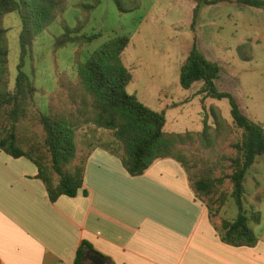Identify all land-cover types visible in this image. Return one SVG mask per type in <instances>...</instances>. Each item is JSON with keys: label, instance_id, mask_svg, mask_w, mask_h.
<instances>
[{"label": "trees", "instance_id": "obj_1", "mask_svg": "<svg viewBox=\"0 0 264 264\" xmlns=\"http://www.w3.org/2000/svg\"><path fill=\"white\" fill-rule=\"evenodd\" d=\"M121 13L137 11L140 0H114ZM192 29L196 31L202 5L214 0H193ZM252 8H264V0H239ZM101 0L80 3L85 14L75 27L62 23L64 33L56 39L55 49L68 45L80 47L99 38L83 30ZM69 9V0H0V150L14 159L26 158L38 169V178L46 187L51 202L66 196L76 197L84 187L90 152L78 154V132L90 128L89 137L99 148L120 159L131 176H140L155 162L173 159L187 173L197 197L213 215H218L229 201H234L237 218L224 221L222 240L235 247H255L258 236L250 226L260 225L262 215L255 208L246 210L248 173L264 160V128L252 121L229 92L217 88L221 67L209 61L193 46L180 71V84L190 90L202 82L203 98L228 100L233 124L212 106L199 132L170 133L166 116L143 104L127 89L134 76L123 61L131 40L120 36L106 41L86 61H78L75 80H60L61 90L50 96L46 112L35 113L38 88L27 73L26 62L37 39ZM17 13L22 24L20 64L14 84L9 70L7 15ZM240 46L243 60H250ZM203 99V100H204ZM212 118V121L210 122ZM229 143L233 153L224 152ZM77 264L82 263V252Z\"/></svg>", "mask_w": 264, "mask_h": 264}, {"label": "crops", "instance_id": "obj_2", "mask_svg": "<svg viewBox=\"0 0 264 264\" xmlns=\"http://www.w3.org/2000/svg\"><path fill=\"white\" fill-rule=\"evenodd\" d=\"M90 151L83 189L51 202L37 167L0 150V264H77L81 252L83 264H264V236L255 247L225 243L223 222L236 215H213L175 160L131 176L91 141L78 147Z\"/></svg>", "mask_w": 264, "mask_h": 264}, {"label": "rangeland", "instance_id": "obj_3", "mask_svg": "<svg viewBox=\"0 0 264 264\" xmlns=\"http://www.w3.org/2000/svg\"><path fill=\"white\" fill-rule=\"evenodd\" d=\"M90 1L69 0L68 11L37 39L27 59L24 72L34 79L38 88L35 113L47 111L50 96L61 90L60 80L76 79L78 61H86L106 41L127 36L131 43L123 54L124 63L134 76L127 91L152 110L165 113L167 132L201 131L212 106L218 107L224 118L233 124L228 100L210 98L203 108L199 93L204 84L196 83L192 91L183 89L180 84V65L185 63L182 53L188 51V57L194 45L209 61L221 67L217 88L231 93L246 115L264 128V8L243 6L239 0H214L218 3L201 6L197 29L193 31L196 7L193 0H140V8L126 14L118 10L114 0H101L83 30L87 36L97 34L99 38L83 47L68 45L56 50V39L64 33L62 23L75 27L85 18L78 5ZM4 27L8 30L9 70L14 84L21 58L22 24L18 14L7 15ZM246 44L249 49L244 55L250 59L248 61L242 59L239 51L240 46ZM182 91L189 97L186 104L179 102L183 99ZM174 102V106L166 109ZM89 130L86 126L78 132L77 144L83 153L91 141ZM224 152L233 153L229 143L224 146ZM246 187L247 212L255 208L262 215L260 225H250L257 236H264L262 158H258L249 171ZM226 208L238 216L234 201H229Z\"/></svg>", "mask_w": 264, "mask_h": 264}, {"label": "water", "instance_id": "obj_4", "mask_svg": "<svg viewBox=\"0 0 264 264\" xmlns=\"http://www.w3.org/2000/svg\"><path fill=\"white\" fill-rule=\"evenodd\" d=\"M94 261L97 263V264H104L103 261L99 258V257H95L93 258Z\"/></svg>", "mask_w": 264, "mask_h": 264}]
</instances>
